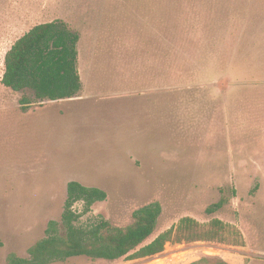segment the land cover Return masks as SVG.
<instances>
[{
    "label": "rangeland",
    "instance_id": "1",
    "mask_svg": "<svg viewBox=\"0 0 264 264\" xmlns=\"http://www.w3.org/2000/svg\"><path fill=\"white\" fill-rule=\"evenodd\" d=\"M54 19L79 33L82 89L22 110L4 55ZM70 180L106 193L87 213L73 204L79 224L124 226L158 201L144 244L184 216L232 224L242 242L52 264H264V0H0V264L60 219Z\"/></svg>",
    "mask_w": 264,
    "mask_h": 264
},
{
    "label": "trees",
    "instance_id": "2",
    "mask_svg": "<svg viewBox=\"0 0 264 264\" xmlns=\"http://www.w3.org/2000/svg\"><path fill=\"white\" fill-rule=\"evenodd\" d=\"M79 38V33L66 21L54 19L33 25L12 43L4 55L1 83L15 92H29L19 99L22 110L32 103L71 99L79 95L82 89L78 70ZM105 198L106 193L100 188L85 186L76 180L68 181L60 219L47 221L44 236L27 249L26 257L10 252L5 264H52L75 256L106 260L143 258L161 253L167 242H242L240 232L232 224L218 218L200 224L194 218L184 216L175 227L144 244L153 233L162 211L158 201L133 210L131 222L124 226L113 225L101 216L92 218L85 225L79 224L81 213L91 211L94 202ZM76 201L83 202L81 213L73 209ZM224 202L220 199L208 207L207 212L218 210ZM223 233L235 237L228 239Z\"/></svg>",
    "mask_w": 264,
    "mask_h": 264
}]
</instances>
